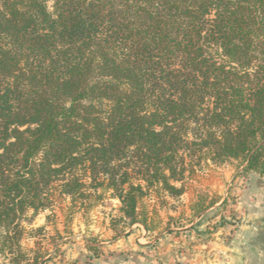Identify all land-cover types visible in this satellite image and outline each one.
Here are the masks:
<instances>
[{
  "label": "trees",
  "instance_id": "1",
  "mask_svg": "<svg viewBox=\"0 0 264 264\" xmlns=\"http://www.w3.org/2000/svg\"><path fill=\"white\" fill-rule=\"evenodd\" d=\"M204 161L264 176V0H0L9 264L38 261L28 211L104 187L133 223L144 188L180 194Z\"/></svg>",
  "mask_w": 264,
  "mask_h": 264
},
{
  "label": "rangeland",
  "instance_id": "2",
  "mask_svg": "<svg viewBox=\"0 0 264 264\" xmlns=\"http://www.w3.org/2000/svg\"><path fill=\"white\" fill-rule=\"evenodd\" d=\"M175 184L180 194L144 188L133 223L115 192L104 187L89 188L84 206L64 199L28 211L19 241L28 259L22 262L36 257L35 264H101L117 253L139 252L145 264H231L223 248L237 242L242 226L253 225L262 235L264 223L250 215H258L257 208L262 214L264 176L236 161H204ZM10 257L0 253V264Z\"/></svg>",
  "mask_w": 264,
  "mask_h": 264
},
{
  "label": "crops",
  "instance_id": "3",
  "mask_svg": "<svg viewBox=\"0 0 264 264\" xmlns=\"http://www.w3.org/2000/svg\"><path fill=\"white\" fill-rule=\"evenodd\" d=\"M256 211L257 214H259H252L250 215V218L254 220L255 218H258L259 222L264 223V206L262 214L258 211V208ZM260 227L262 235L258 234L253 225L242 226L239 231L237 242L228 248H223V251L227 252L226 256L230 258L231 264H264V224ZM133 253H136L137 255L130 253L119 255V253H117L118 258L111 259V262L109 263L107 260H101V264H145V260L143 259L144 256H142L141 253Z\"/></svg>",
  "mask_w": 264,
  "mask_h": 264
}]
</instances>
